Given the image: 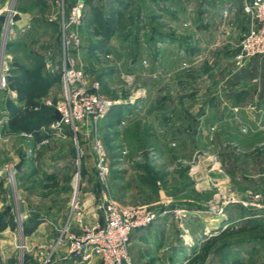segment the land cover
Returning a JSON list of instances; mask_svg holds the SVG:
<instances>
[{"label":"rangeland","instance_id":"rangeland-1","mask_svg":"<svg viewBox=\"0 0 264 264\" xmlns=\"http://www.w3.org/2000/svg\"><path fill=\"white\" fill-rule=\"evenodd\" d=\"M72 1L38 5L45 15L38 26L31 20L27 31L37 33L26 47L10 46L18 1L0 18L10 73L0 89V120L8 122L0 128V264H53L64 220L82 212L92 222L105 191L120 206L157 215L131 235L134 264H187L222 234L229 235L202 264H264V77L262 86L232 79L250 60L238 63L251 23L245 0H92L102 23L86 4L76 53L89 80L122 111L98 125L52 128L63 84L62 29L50 18L67 14ZM30 94L37 107L26 118L28 130L13 127L10 117ZM96 142L110 165L106 186L92 169ZM28 164L59 181L18 177ZM33 219L31 237L23 227ZM145 238L153 239L149 249Z\"/></svg>","mask_w":264,"mask_h":264},{"label":"built area","instance_id":"built-area-1","mask_svg":"<svg viewBox=\"0 0 264 264\" xmlns=\"http://www.w3.org/2000/svg\"><path fill=\"white\" fill-rule=\"evenodd\" d=\"M85 1L76 0L67 14L63 11L50 18V21L58 20L62 29L60 77L63 93L55 109L62 118L53 119L52 128L71 126L76 122L98 125L118 106L117 101L101 93L98 80H89L74 54L83 45L81 30ZM245 10L251 17V28L241 41L238 54L240 67L249 59L264 55V0H245ZM4 48L5 42L0 47V89L7 86L10 75L3 57ZM4 123H8L6 118L0 120V128ZM47 142L48 138L41 140L37 147ZM95 148L97 155L92 169L106 186L110 175L107 153L99 142H96ZM97 210L99 216L92 222H87L82 212H77V217H71L56 238L52 250L64 249L62 259L65 264H88L94 257L99 264H134L130 250L131 235L152 223L157 215L145 207L120 206L106 191ZM72 220L76 230L70 227Z\"/></svg>","mask_w":264,"mask_h":264},{"label":"crops","instance_id":"crops-1","mask_svg":"<svg viewBox=\"0 0 264 264\" xmlns=\"http://www.w3.org/2000/svg\"><path fill=\"white\" fill-rule=\"evenodd\" d=\"M15 1H18V6H16V10H15L16 14H18V17L16 18V22H17L18 27H17V29L11 30V35L15 36V38H17V39L14 42H11L10 46L12 48V45H13L14 48H17L18 45H20V44L22 45V43H24L23 45H25V47H26L27 44H25V43H27V39H28L27 37H31V34L34 33V30L27 31L29 29V27H31V25L33 24L31 20H35L36 21L35 26H38V25H40L39 19L42 20V17L45 15L44 11L39 10L38 5L45 6V9H46V7H49V9H50L52 6V3H54L55 0H0V18L3 20V22L7 18V9H9L11 3L12 2L15 3ZM72 2H74V0ZM14 9H15V7H14ZM28 9H30V10H28ZM41 23H42V21H41ZM1 25L2 24L0 23V36L2 34ZM44 25H45V27L48 26L46 28L51 29V26L49 23H45ZM250 28H251V23H248V31L250 30ZM19 30H21V32H27L26 34H20V36H22V35H26V36L25 37H19V35L17 33ZM35 33H37L36 30H35ZM81 34L83 35V29L81 31ZM9 38H10V36H9ZM82 38H83V36H82ZM42 42H45V44L47 46V48H45V49H51L52 50V43L53 42L47 43L48 41L46 39L44 40V38H42ZM47 44H49V45H47ZM50 54H51L50 55V62H51V60H53L54 54L53 53H50ZM74 54L76 55L78 63L81 64L82 63L81 61H83V60H80V55H78V53H76V51ZM61 57H62V54H61ZM54 61L56 62V64L58 63V60H54ZM61 65H62V62L60 64H58V66H61ZM12 74H11V76H12ZM14 75H16L15 77H18L17 73H15ZM60 76H61V70H60ZM244 77H248V78H244ZM263 77H264V56L259 55V56H255V57L251 58L248 61L247 65L245 66L243 72H241V74H239V76H236V77L234 76L232 79H236L235 81L239 84V83H242V81H245V79L248 80V79L252 78L253 81H256V80L259 81L260 86H262L261 84L263 81ZM60 80H61V77H60ZM226 89H228V88H226ZM228 91L233 92L230 89ZM259 91H261V90H259ZM224 93H227V92L222 91L219 93L222 98L226 96V95H223ZM23 104L25 106L26 102L25 103L23 102ZM24 106H22L21 108H23ZM21 108H19V109H21ZM116 109H119V106H116ZM109 116L111 118V114ZM113 119H116V118H113ZM28 165L29 166H26L24 168L23 167L20 168V171L18 172V177H20V178H22V177L31 178V177H34L36 174H40V175H42V177L44 178L45 181H48L45 178V175L48 174L50 177L49 181H56V182L59 181L58 180L59 178L55 177L54 173L47 172L45 175H43L44 172L42 170L33 169L30 164H28ZM31 168L33 170L30 172ZM95 220H96V216L94 215V217L92 218V221H95ZM66 223H67V220H64L62 227ZM72 223H74V220H72ZM76 227H77L76 225L73 226L74 230H76ZM151 228L152 227H149L146 233H148V234L151 233V231H153ZM35 234H33V235H35ZM29 236H31V235H29ZM31 237H33V236H31ZM42 241H43V238L39 240V242H42ZM46 241H48V239ZM147 241L152 243L153 239L151 240L150 238H148V239L145 238V245L143 246V247H145V249H149L148 248L149 246H147ZM159 244H160V242H159ZM159 244L157 243V245H159ZM63 253H64V250H61V249H59L55 252V259L53 261V264H65V261H63L64 259H62ZM143 257H145V256H143ZM88 264H99V261L97 258L94 257L89 261Z\"/></svg>","mask_w":264,"mask_h":264},{"label":"trees","instance_id":"trees-1","mask_svg":"<svg viewBox=\"0 0 264 264\" xmlns=\"http://www.w3.org/2000/svg\"><path fill=\"white\" fill-rule=\"evenodd\" d=\"M117 0H115L116 2ZM86 4L90 5L91 8V12L93 13L94 18L99 21L100 23H102V17H101V13L97 10L96 6H94V4H92V0H87ZM35 94H30L27 98V102L25 104V106L21 109H17V111L14 113V115H12L10 117V124L13 127H18L21 130H28L27 125L25 124L26 118L27 116H30L32 113V109H34L35 107H37V104L35 102ZM54 111V110H53ZM111 118H116L118 119L121 112L120 109H116L114 108L111 111ZM54 116V114H53ZM52 116V120L54 119ZM31 132H33V134L36 136L37 139L40 138L38 132L36 130L33 129H29ZM45 178L47 180H50V177L48 174L45 175ZM56 186V184H55ZM38 225V220L33 219V223L32 224H27L24 225L23 227V232L25 235H30L37 227ZM234 233V232H232ZM229 234H222L219 238H214L212 240L209 241V243H207V245L204 247L203 252L200 255H196L194 258H192L189 262H187V264H202L206 258L208 257V253L210 251V249L212 248V246L221 238L226 237ZM232 264H241L240 261L236 260L234 262H232Z\"/></svg>","mask_w":264,"mask_h":264},{"label":"water","instance_id":"water-1","mask_svg":"<svg viewBox=\"0 0 264 264\" xmlns=\"http://www.w3.org/2000/svg\"><path fill=\"white\" fill-rule=\"evenodd\" d=\"M53 117H54V119H56V120H61V118H62L61 114H60L58 111H55Z\"/></svg>","mask_w":264,"mask_h":264}]
</instances>
